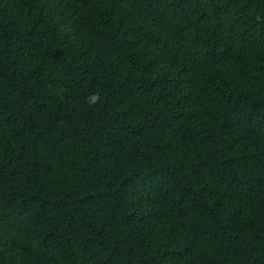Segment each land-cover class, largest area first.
<instances>
[{"label": "trees", "instance_id": "1", "mask_svg": "<svg viewBox=\"0 0 264 264\" xmlns=\"http://www.w3.org/2000/svg\"><path fill=\"white\" fill-rule=\"evenodd\" d=\"M0 264H264V0H0Z\"/></svg>", "mask_w": 264, "mask_h": 264}, {"label": "clouds", "instance_id": "2", "mask_svg": "<svg viewBox=\"0 0 264 264\" xmlns=\"http://www.w3.org/2000/svg\"><path fill=\"white\" fill-rule=\"evenodd\" d=\"M91 100H92L93 103H95L96 101L99 100V95H98V94H93V95L91 96Z\"/></svg>", "mask_w": 264, "mask_h": 264}]
</instances>
